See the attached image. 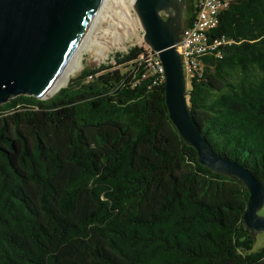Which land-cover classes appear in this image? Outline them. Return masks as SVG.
I'll use <instances>...</instances> for the list:
<instances>
[{"label":"trees","instance_id":"16d2710c","mask_svg":"<svg viewBox=\"0 0 264 264\" xmlns=\"http://www.w3.org/2000/svg\"><path fill=\"white\" fill-rule=\"evenodd\" d=\"M210 34L227 42L190 73V114L264 181V0L231 1ZM143 51L0 104V264H264L245 184L198 162Z\"/></svg>","mask_w":264,"mask_h":264},{"label":"water","instance_id":"95a60500","mask_svg":"<svg viewBox=\"0 0 264 264\" xmlns=\"http://www.w3.org/2000/svg\"><path fill=\"white\" fill-rule=\"evenodd\" d=\"M101 0H0V104L20 94L39 99L49 91L89 30ZM144 43L163 66L169 118L200 164L242 181L248 192L243 215L254 236L264 230V181L242 164L215 153L194 123L187 102L181 55L176 49L185 0H134ZM52 96V95H51ZM49 98V97H48Z\"/></svg>","mask_w":264,"mask_h":264},{"label":"built area","instance_id":"2783aa9c","mask_svg":"<svg viewBox=\"0 0 264 264\" xmlns=\"http://www.w3.org/2000/svg\"><path fill=\"white\" fill-rule=\"evenodd\" d=\"M233 0H192L195 15L190 25L183 26L176 49L181 55L184 72L189 74L199 71L202 67V56L227 42L224 37L210 34L219 21V14L226 9ZM142 58L153 72L164 80L163 66L156 51L146 44L143 45Z\"/></svg>","mask_w":264,"mask_h":264},{"label":"bare ground","instance_id":"6f19581e","mask_svg":"<svg viewBox=\"0 0 264 264\" xmlns=\"http://www.w3.org/2000/svg\"><path fill=\"white\" fill-rule=\"evenodd\" d=\"M133 1L134 0H114L118 6L116 5V7H113L114 5H112L110 0H101L98 12L85 37L80 41L75 52L62 71L59 73L49 91L46 92L43 97L48 98L69 81L70 76L74 73V71L77 70L81 63L79 55L81 54L82 50H95L102 56L106 54V48L108 46L106 43H104L105 41H100V36L102 34H97L95 36L93 34L94 37H91L90 33L97 21H100V17L101 19L106 18V15H103L104 10L106 11L108 8L110 10L106 11L107 16L110 18V23L108 27L104 28L103 32L104 34L110 35L114 41H117L120 38L123 39L130 33L136 31L137 19L133 16L131 10V7H133ZM111 5L113 8L110 7Z\"/></svg>","mask_w":264,"mask_h":264},{"label":"rangeland","instance_id":"374dc122","mask_svg":"<svg viewBox=\"0 0 264 264\" xmlns=\"http://www.w3.org/2000/svg\"><path fill=\"white\" fill-rule=\"evenodd\" d=\"M110 2L112 3V5H114L113 7H116V5L118 6V4H116L114 2V0H110ZM112 5L110 6L111 8H113ZM185 6H186V2H185ZM131 10H132L133 16L137 19V29L135 32L130 33L125 38H123V39L120 38L117 41H114L110 35L104 34V32H103L104 28L108 27L109 23H110V18L107 16V13H106V11H110V10L108 8V10L106 9V11L105 10L103 11V15H106V18L101 19V17H100V21H97V23L92 28L90 33H91V37H94L97 34H102L100 36V39H101L100 41H102V42L105 41L104 43L107 44V46H108L106 48L107 52L104 56H102V55L98 54L95 50H87V49L82 50L81 54L79 55V59H80L81 63L78 66L77 70L74 71V73L70 76L69 81L73 77H75L77 74H79V72L83 68H86V67L92 68L94 66H98L101 63H106L109 60L111 62H114L113 57H114L115 53L125 52L130 47H132L134 45H145V43L142 39L143 29H142L140 20L138 18V15H137L135 9L133 7H131ZM185 11H186V8H184V17H185ZM184 17H183V21H184ZM93 34H94V36H93ZM184 74H185V78H186L187 87H189V85H190V83H189L190 74L188 71H185ZM68 82L65 85H63L62 87L66 86L68 84ZM62 87H60V88H62ZM258 214L264 216V205L259 209ZM253 237H254V242H253V247L251 249L252 252L259 250L263 246V244H264V230L256 233Z\"/></svg>","mask_w":264,"mask_h":264}]
</instances>
